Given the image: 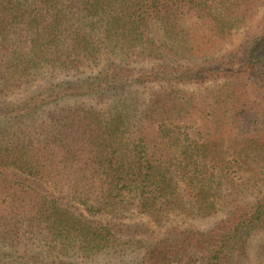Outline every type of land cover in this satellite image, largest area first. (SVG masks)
Instances as JSON below:
<instances>
[{
  "label": "trees",
  "instance_id": "obj_1",
  "mask_svg": "<svg viewBox=\"0 0 264 264\" xmlns=\"http://www.w3.org/2000/svg\"><path fill=\"white\" fill-rule=\"evenodd\" d=\"M44 80L63 102L5 104ZM253 249L264 264V0H0V264Z\"/></svg>",
  "mask_w": 264,
  "mask_h": 264
},
{
  "label": "rangeland",
  "instance_id": "obj_2",
  "mask_svg": "<svg viewBox=\"0 0 264 264\" xmlns=\"http://www.w3.org/2000/svg\"><path fill=\"white\" fill-rule=\"evenodd\" d=\"M51 83H53V82L47 81V80L31 83L30 85L23 88L20 92H18L15 96L8 98L6 100L5 104L10 103V102H15V101H17V99H21L24 97L37 96V95H40L42 93L46 94V97L48 98V102H50L51 104L57 103V100H60V102H63L65 100L64 97L57 99L55 94L53 92H51V89H50ZM54 101H55V103H53ZM84 101L88 102L89 100L86 99ZM220 219H221V216H216V217L208 218L205 220H198L195 222H189V223L185 224L186 226L183 225V228L205 229V228H208L209 226L215 224ZM143 221L147 222L146 219L140 220V222H143ZM181 224L182 223H179V225H181ZM161 234H162L161 230L156 233L157 236H160ZM255 250H257V249H255ZM255 250L253 249L251 252V254H252L251 261L245 262V264H258V263H256V261L254 259ZM134 262H135V259H133V260L128 259V260H126V262H124L122 260L117 261V263H119V264H134Z\"/></svg>",
  "mask_w": 264,
  "mask_h": 264
}]
</instances>
